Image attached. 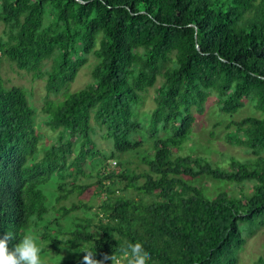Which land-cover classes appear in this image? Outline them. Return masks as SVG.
Returning a JSON list of instances; mask_svg holds the SVG:
<instances>
[{"label":"trees","instance_id":"1","mask_svg":"<svg viewBox=\"0 0 264 264\" xmlns=\"http://www.w3.org/2000/svg\"><path fill=\"white\" fill-rule=\"evenodd\" d=\"M0 22L9 30L8 41L0 39V57L18 69L41 76L42 64L53 57L48 93L68 86L87 56L97 59L90 84L43 107L46 125L58 136L41 157L27 95L0 81V237L30 232L42 254L71 253L65 264H84L74 261L84 252L91 264H111L106 256L129 245L141 247L148 264H237L245 242L240 223L264 217V0H1ZM159 77L148 118L147 169L117 172L118 162L109 163L96 173L101 201L94 219L79 218L71 231L52 235L50 226L59 229V220L81 206L54 208L50 221L44 186L58 179L55 204L84 189H68L64 180L83 175L85 162L101 156L92 120L112 141L104 160L141 148L135 136L142 124L133 107ZM210 94L225 115L247 100L262 114L229 125L236 133L228 139L256 156L252 166L232 159L224 169L203 157L174 156L193 128L192 110L200 111ZM161 131L169 136L159 137ZM202 176L252 183V192L208 198L186 181ZM119 180L137 197L117 196Z\"/></svg>","mask_w":264,"mask_h":264},{"label":"rangeland","instance_id":"2","mask_svg":"<svg viewBox=\"0 0 264 264\" xmlns=\"http://www.w3.org/2000/svg\"><path fill=\"white\" fill-rule=\"evenodd\" d=\"M8 36V28L0 22V39L8 41ZM53 63V57L46 60L40 69L41 76H38L37 73L20 70L12 61L4 56L0 57V81L2 85L5 88H21L27 95L29 104L34 110V127L40 135V153L38 157H41L43 150L48 149L56 142L58 136V131H53L46 125L48 115L42 110L43 107L48 104H58L70 93L78 91L90 84L92 82L91 71L97 63V59L94 55L87 56L86 63L79 69L75 79L57 94L48 93L46 90L47 72L50 71ZM161 83L162 78L159 77L155 86L148 89L145 93H142L140 95L141 100L133 107L134 117L142 124V130L135 136L136 139L142 141L141 148L119 155L115 153L114 158L104 160L103 157H108L113 152L112 141L106 137L105 128L97 125L92 120L91 124L94 130L92 139L101 156L85 162L83 165V175L80 174L75 179L73 177H66L64 180L68 189L71 185L84 187V189L79 192L74 191L66 200L60 204H55L58 179H53V181L44 186V192L48 198V206L51 212L50 221L57 216L54 208L60 206L69 208L72 204L81 206L66 218L59 220L61 225L59 229L58 227L50 226L48 231L52 235L58 234L57 230L62 232L71 231L74 223H77L79 218L94 219V214L98 212L101 201L97 196L96 173L107 167L109 163H112V161L118 162L117 172L125 170L138 175L144 173L147 169L143 159L152 156V141L148 133V118L155 106L156 89ZM192 113L195 117V122L191 133L181 148L173 152L174 156L190 155L193 157H203L213 165L224 169H228L232 159L252 166L256 156L246 148L233 144L228 139V135L236 133L234 126L229 127L232 121H239L248 116H262L254 108L253 101L247 100L243 108L232 115H225L218 105L216 95L210 94L201 110L193 109ZM167 136L169 134L162 131L159 134L161 138ZM78 147L79 141L75 144L72 158L77 154ZM260 156H264V152L260 153ZM186 181L202 188L205 196L208 198H214L220 192H226L229 196L238 198L242 195L250 194L253 187V184L248 182L240 186L235 183L217 181L204 176L195 180L186 179ZM142 182L143 180L140 179L139 184ZM125 184L126 181H118L116 184L118 194L116 195L137 197V193L131 189L124 190ZM87 207L89 210H87ZM261 221H264V217H257L252 222L240 223L239 229L245 242L238 253L237 264H264V224L261 225ZM87 254V252L81 253L78 257L74 258V261L84 263L83 257ZM42 256L45 258V264H65V261L72 260V254L68 252H62L59 255L49 252L43 253ZM93 262L94 259H92L91 263Z\"/></svg>","mask_w":264,"mask_h":264},{"label":"clouds","instance_id":"3","mask_svg":"<svg viewBox=\"0 0 264 264\" xmlns=\"http://www.w3.org/2000/svg\"><path fill=\"white\" fill-rule=\"evenodd\" d=\"M18 242L9 249V242ZM93 257L88 254L83 257L84 264H91ZM113 264H148L149 256L139 246L129 245L120 249L116 256H106ZM0 264H45L42 247L38 238L30 232L18 235L6 232L0 237Z\"/></svg>","mask_w":264,"mask_h":264},{"label":"built area","instance_id":"4","mask_svg":"<svg viewBox=\"0 0 264 264\" xmlns=\"http://www.w3.org/2000/svg\"><path fill=\"white\" fill-rule=\"evenodd\" d=\"M115 165H116V163L115 162H112L110 168H113Z\"/></svg>","mask_w":264,"mask_h":264}]
</instances>
